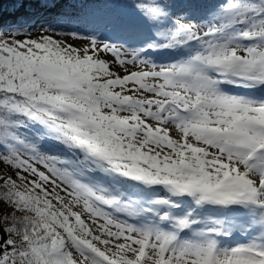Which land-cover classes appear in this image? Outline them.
I'll return each instance as SVG.
<instances>
[{
    "label": "snow or ice",
    "instance_id": "6c2138e0",
    "mask_svg": "<svg viewBox=\"0 0 264 264\" xmlns=\"http://www.w3.org/2000/svg\"><path fill=\"white\" fill-rule=\"evenodd\" d=\"M0 264H264V0H0Z\"/></svg>",
    "mask_w": 264,
    "mask_h": 264
}]
</instances>
